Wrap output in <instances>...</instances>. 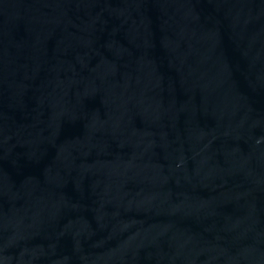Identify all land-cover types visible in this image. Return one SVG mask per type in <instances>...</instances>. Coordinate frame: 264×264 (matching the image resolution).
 <instances>
[{
	"label": "water",
	"instance_id": "obj_1",
	"mask_svg": "<svg viewBox=\"0 0 264 264\" xmlns=\"http://www.w3.org/2000/svg\"><path fill=\"white\" fill-rule=\"evenodd\" d=\"M0 264H264V0H0Z\"/></svg>",
	"mask_w": 264,
	"mask_h": 264
}]
</instances>
